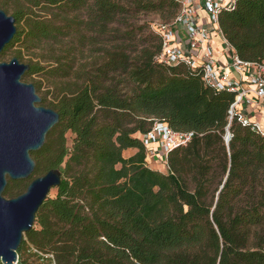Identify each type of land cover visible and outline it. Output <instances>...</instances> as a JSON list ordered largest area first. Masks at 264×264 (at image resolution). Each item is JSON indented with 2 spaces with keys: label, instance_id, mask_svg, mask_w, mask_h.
Listing matches in <instances>:
<instances>
[{
  "label": "trees",
  "instance_id": "obj_1",
  "mask_svg": "<svg viewBox=\"0 0 264 264\" xmlns=\"http://www.w3.org/2000/svg\"><path fill=\"white\" fill-rule=\"evenodd\" d=\"M8 2L16 32L1 57L12 50L19 58L16 46L31 50L42 41L65 46L52 52L55 65L28 60L23 74L35 88L40 81L33 75L53 79L50 98L39 103L59 120L30 152L32 174L7 179L3 194H19L52 168L61 181L23 234L19 262L34 256L48 264H264V133L237 114L229 118L234 93L207 84L200 66L159 61L152 29L156 41L146 37L138 48L142 29L121 23L129 7L170 21L178 4L1 0L0 8ZM218 25L240 59L264 61V0H234ZM125 39L134 42L132 51ZM85 48L96 55L76 63ZM154 121L192 132L166 153L165 173L145 160L141 136ZM127 148L136 151L125 157Z\"/></svg>",
  "mask_w": 264,
  "mask_h": 264
},
{
  "label": "water",
  "instance_id": "obj_2",
  "mask_svg": "<svg viewBox=\"0 0 264 264\" xmlns=\"http://www.w3.org/2000/svg\"><path fill=\"white\" fill-rule=\"evenodd\" d=\"M16 32L15 18L0 8V52ZM28 63L13 56L0 61V262L11 264L17 249L34 222L35 213L61 181V171L52 168L30 180L24 191L6 198L7 179L28 178L35 162L31 151L41 148L59 113L41 104L33 83L21 76ZM230 133L226 137L228 143ZM221 187V186H220Z\"/></svg>",
  "mask_w": 264,
  "mask_h": 264
},
{
  "label": "built area",
  "instance_id": "obj_3",
  "mask_svg": "<svg viewBox=\"0 0 264 264\" xmlns=\"http://www.w3.org/2000/svg\"><path fill=\"white\" fill-rule=\"evenodd\" d=\"M174 1L178 4L174 17L169 22L151 25L160 38V52L156 58L166 64L183 62L192 68L200 66L207 84L234 93L228 110L229 118L237 114L243 125H250L252 129L264 133V125L249 120L239 109L240 104L248 103L264 111V61L248 62L240 59L218 25L219 13L224 8L232 7L234 0ZM215 36L221 40L220 52L226 59L224 62L215 56ZM227 135L228 131L224 135L225 141ZM191 136L190 131H175L164 122L154 121L141 140L146 148L157 144L166 155L171 148L186 144ZM44 256L52 259L51 254ZM11 264L21 263L17 258Z\"/></svg>",
  "mask_w": 264,
  "mask_h": 264
},
{
  "label": "rangeland",
  "instance_id": "obj_4",
  "mask_svg": "<svg viewBox=\"0 0 264 264\" xmlns=\"http://www.w3.org/2000/svg\"><path fill=\"white\" fill-rule=\"evenodd\" d=\"M7 5H8L7 7H1V8H3L7 12V14H11L13 4H12V2H8ZM165 22H169V21L163 19L161 13H159V12L148 11V10H144V9L141 10V9H137L134 7H129L128 13L121 20V23L123 25H126L127 27H135V28L140 27L142 29V32L138 33L136 36V37H139L138 38V42H139L138 48L140 47V43L146 37L148 39H152V38H150V32H151V25L152 24L154 25L156 23H165ZM121 29H123V27H121ZM148 34H149V36H148ZM103 39H105V37L99 38V40H100L99 43L105 42V40H103ZM155 41L156 40L152 39L149 43H154ZM124 42L126 45L129 46L128 50L132 51L133 50L132 45L134 42L133 41L130 42L127 39H125ZM60 47H63V46H60V44H58V43H49L46 41H42L38 45L37 48L31 49V50H26L25 48H22V47L19 48L16 46V48L20 49V52H21V57L18 58L21 62L26 63L28 60H32V61H38L40 64H43V65L54 64V61L50 57H52L51 56L52 52L55 54H59L60 53V50H59ZM62 49H65V46ZM12 55H13V52H12V50H10L3 57L0 56V61H2V60L8 61L12 57ZM94 55H96L95 52L91 53L90 51L86 50V48H85L82 57H80L79 54H76V63L77 62H84V61H91L92 57ZM32 78L36 81L37 80L40 81L39 88H35L36 93L40 97L43 95H46V97L49 99L50 93L48 91L52 87L51 82L53 81V79L46 78L43 75H33ZM64 79L65 78H55L54 81L59 82V81L64 80ZM21 80L24 82H31V81H29V79L25 78L23 75L21 76ZM37 104H40V103H37ZM66 138H67V144L70 145L71 139H72V134L69 131L66 133ZM123 155L126 156L125 153H123ZM149 155L150 154L147 151L146 158H145L147 165L153 169H156V170H159V171L165 173L166 169H167V166L165 163L166 162V155L164 154L165 162H163L160 157L153 159L152 155H150V156ZM54 193H55V190H52L50 192V195H53ZM3 196L6 198H9V196H7L5 194H3ZM29 264H48V263L44 260L38 261L33 256L29 259Z\"/></svg>",
  "mask_w": 264,
  "mask_h": 264
},
{
  "label": "crops",
  "instance_id": "obj_5",
  "mask_svg": "<svg viewBox=\"0 0 264 264\" xmlns=\"http://www.w3.org/2000/svg\"><path fill=\"white\" fill-rule=\"evenodd\" d=\"M213 44L216 47L215 48V56L218 58V60L220 62H224L226 59L220 52L221 40H220V38L218 36H215L213 38ZM239 109H240V111H242L246 115V117L249 120L255 121V122H258L261 125H264V111L259 110L258 108L253 107V105H251V104L249 105L248 103L240 104L239 105ZM135 151H136V149H134V148H127V149L123 150V153L126 154V156L124 155L125 157H128V156L132 155ZM147 151H148V153L150 155H152L153 159L160 157L161 160L163 162H165L164 153L157 146V144L149 145V147L147 148Z\"/></svg>",
  "mask_w": 264,
  "mask_h": 264
},
{
  "label": "bare ground",
  "instance_id": "obj_6",
  "mask_svg": "<svg viewBox=\"0 0 264 264\" xmlns=\"http://www.w3.org/2000/svg\"><path fill=\"white\" fill-rule=\"evenodd\" d=\"M52 191V190H51Z\"/></svg>",
  "mask_w": 264,
  "mask_h": 264
}]
</instances>
